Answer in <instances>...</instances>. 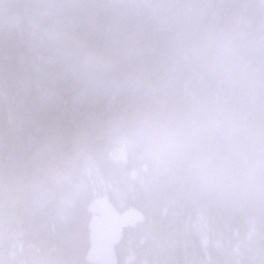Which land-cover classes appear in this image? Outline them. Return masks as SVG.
<instances>
[{
	"label": "trees",
	"instance_id": "1",
	"mask_svg": "<svg viewBox=\"0 0 264 264\" xmlns=\"http://www.w3.org/2000/svg\"><path fill=\"white\" fill-rule=\"evenodd\" d=\"M96 199L116 264H264V0H0V264H89Z\"/></svg>",
	"mask_w": 264,
	"mask_h": 264
},
{
	"label": "water",
	"instance_id": "2",
	"mask_svg": "<svg viewBox=\"0 0 264 264\" xmlns=\"http://www.w3.org/2000/svg\"><path fill=\"white\" fill-rule=\"evenodd\" d=\"M103 212L90 221V249L87 255L89 264H116L115 247L120 243L122 232L143 221L137 211L119 214L108 201L100 200Z\"/></svg>",
	"mask_w": 264,
	"mask_h": 264
},
{
	"label": "rangeland",
	"instance_id": "3",
	"mask_svg": "<svg viewBox=\"0 0 264 264\" xmlns=\"http://www.w3.org/2000/svg\"><path fill=\"white\" fill-rule=\"evenodd\" d=\"M119 152H121V153H123L122 152V150H120ZM98 199H96L95 201H94V203H93V205H92V211L96 214H100L101 213V211H100V209H99V207H98Z\"/></svg>",
	"mask_w": 264,
	"mask_h": 264
}]
</instances>
